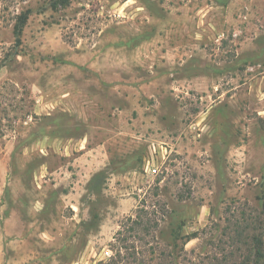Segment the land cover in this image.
Wrapping results in <instances>:
<instances>
[{
    "label": "rangeland",
    "instance_id": "374dc122",
    "mask_svg": "<svg viewBox=\"0 0 264 264\" xmlns=\"http://www.w3.org/2000/svg\"><path fill=\"white\" fill-rule=\"evenodd\" d=\"M50 2L0 0V264H238L228 219L264 199V0Z\"/></svg>",
    "mask_w": 264,
    "mask_h": 264
},
{
    "label": "trees",
    "instance_id": "16d2710c",
    "mask_svg": "<svg viewBox=\"0 0 264 264\" xmlns=\"http://www.w3.org/2000/svg\"><path fill=\"white\" fill-rule=\"evenodd\" d=\"M68 4V0H51V8L55 9L57 6H65ZM28 18V11H23L16 16V20L13 26V34L15 38V43H20V36L24 24ZM259 203L257 208L250 210L247 214L244 210L240 212L237 211L236 215H233V219H228L229 224L225 229L229 231L225 234L228 237L229 245L233 250H240V246H245V251L241 256L242 259L238 264H264V199L259 198ZM180 228V227H179ZM118 234L121 233L119 230ZM193 233L181 236L178 230L174 231L173 234V245H176L178 239L183 237L187 240L194 237ZM119 240V245L116 249V253L120 256V248H125L124 238H117ZM232 256V250L229 251L227 256ZM228 257L225 256L224 259H220L218 264H227Z\"/></svg>",
    "mask_w": 264,
    "mask_h": 264
},
{
    "label": "built area",
    "instance_id": "2783aa9c",
    "mask_svg": "<svg viewBox=\"0 0 264 264\" xmlns=\"http://www.w3.org/2000/svg\"><path fill=\"white\" fill-rule=\"evenodd\" d=\"M104 254H105V256H108V255H109V250H106V251L104 252Z\"/></svg>",
    "mask_w": 264,
    "mask_h": 264
}]
</instances>
